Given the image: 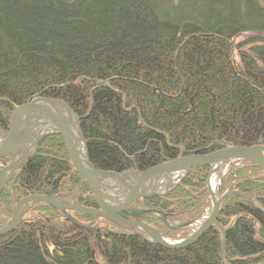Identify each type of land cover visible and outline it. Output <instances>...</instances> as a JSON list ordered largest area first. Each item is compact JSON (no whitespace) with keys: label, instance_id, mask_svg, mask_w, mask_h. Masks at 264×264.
<instances>
[{"label":"trees","instance_id":"obj_1","mask_svg":"<svg viewBox=\"0 0 264 264\" xmlns=\"http://www.w3.org/2000/svg\"><path fill=\"white\" fill-rule=\"evenodd\" d=\"M37 97L73 111L89 162L103 172L264 147V3L0 0V135L15 108ZM38 145L0 194V229L30 195L67 203L75 195L96 207L90 187L78 186L63 137ZM19 157L0 160V173ZM211 170L193 167L167 195L138 201L147 213L136 220L165 237L187 230L211 206ZM219 177L220 197L229 193L217 225L182 249L41 202L0 235V264H264L263 169L245 160Z\"/></svg>","mask_w":264,"mask_h":264},{"label":"water","instance_id":"obj_2","mask_svg":"<svg viewBox=\"0 0 264 264\" xmlns=\"http://www.w3.org/2000/svg\"><path fill=\"white\" fill-rule=\"evenodd\" d=\"M26 111H33L45 116L47 119H50L53 125L56 127L55 130H50L48 132L41 133L40 136L34 137L35 147L37 150L38 142L49 136L50 134L61 135L63 137V142L65 143L67 154L72 161V164L75 166V169L80 176L79 188L82 187L83 184H86L90 187L93 195L96 200V207L90 208L86 206H81L77 200L75 195L73 196V202L67 203L64 201H59L55 198H50L44 195H30L29 197L23 198L13 209L14 213L9 221V224L0 229V235L10 234L11 231H14L16 228L20 226L21 221V209L30 204V203H41L45 202L60 211H71L78 212L83 215H89L93 217H102L106 220H110L111 222L120 225L122 227H138L142 231L146 232L154 243L159 245H163L168 249H182L188 245L194 244L203 233L209 228L217 225V217L220 213L221 205L223 203V198L220 200V203L213 206L211 217L204 223V226L198 230L193 237L184 240L183 242H169L166 240L157 229L152 226H148L147 224L136 221L134 219H126L121 217L123 214L129 216H137L139 214H145V211H134L132 210L133 204L138 202V200L142 198H149L152 196L159 195L154 191L149 192L144 191V187L148 184L149 181L154 179H158L159 177H167L169 178L172 174H180L182 172H187L193 167H202L208 166L212 169L216 167L218 171L228 163L234 162L235 160H249L254 164H257L264 171V147L263 146H255V147H241V146H233L230 148L223 149L221 151H217L212 153L211 155L206 156H190V157H180L174 161H170L169 163H164L158 165L157 167L148 169V171L140 172V171H126L123 174L120 173H112L107 171L97 170L90 164L88 155L86 153L87 162L85 163L81 157L80 153V143L77 140L76 136L72 132V121L70 116L74 115L73 111L68 108V106L60 100H54L44 97H37L32 102L26 103L23 106L16 107L13 111V114L10 119V127L8 134L1 135L0 138L3 139V144H0V160H4L10 157L13 154H20V158L16 161L3 168L0 173V194L4 190L3 188L7 185V183L13 180V176L18 169L23 166L28 159L33 154L30 149V143L24 142L17 135V121L19 117L24 114ZM66 111V113L64 112ZM75 120L78 122V132H80L79 121L78 118L75 117ZM81 133V132H80ZM214 171V169H213ZM212 171V173H213ZM108 179L111 181H125L126 178L131 179V186L129 190L126 192V196L123 197V200H119L120 203L112 206L110 205L106 199L116 202L118 199L116 195L106 194L105 196L101 193L100 184H102V180ZM210 188V184H209ZM119 191V190H118ZM212 195V191H211ZM213 198V195H212Z\"/></svg>","mask_w":264,"mask_h":264},{"label":"bare ground","instance_id":"obj_3","mask_svg":"<svg viewBox=\"0 0 264 264\" xmlns=\"http://www.w3.org/2000/svg\"><path fill=\"white\" fill-rule=\"evenodd\" d=\"M17 135L18 138H20L21 140H23L24 142H29L31 145V148L33 149L35 147L34 143L35 140L33 139V137H38L41 135V133L43 132H48V131H52L55 130L56 127L53 125L52 122L49 121V119H47L45 116L33 112V111H26L24 114H22L18 121H17ZM72 132L74 133V136H76V133L74 132V130L72 129ZM0 144H3V139L0 138ZM80 153H81V157L84 160V162H87L86 159V153L83 149V146H80ZM213 174L211 176V191H212V195H213V201H214V205H217L220 203V201L218 200V190L217 187L215 185V179L218 175V170L216 169V167L213 168ZM100 180H102V184H100V189H101V193L105 196L108 193V190H121L123 189L125 192H127V190H129L130 186L132 185L131 179H127L123 182V181H112V182H106V179L103 180V178H100ZM166 182V183H165ZM165 183V184H164ZM167 186V178L166 177H159L158 179H154L152 181H149L148 184L144 187V191H157L159 186Z\"/></svg>","mask_w":264,"mask_h":264},{"label":"rangeland","instance_id":"obj_4","mask_svg":"<svg viewBox=\"0 0 264 264\" xmlns=\"http://www.w3.org/2000/svg\"><path fill=\"white\" fill-rule=\"evenodd\" d=\"M262 2L264 3V0H262ZM246 38H247V36H241V37H239L236 40V42L243 41ZM235 56H236V58L238 57L237 56V53L235 54ZM49 121L51 122L50 119H49ZM71 121H72V123H71L72 124V129L76 133L77 140L80 142V132H78V122L75 120V116L74 115H71ZM82 145H83V143H82ZM215 180H216V186L218 187L219 186L218 185L219 184L218 175H217V177H216ZM108 182L110 183L112 181L106 179V182L105 183H108ZM168 183L169 182H167V184ZM165 191H167L166 187L159 186V188L156 191V193H158V194L162 193L163 194V193H165ZM124 192L125 191L123 189L119 190L118 192H117L116 189L115 190H108V194H110V195L115 194V195H118L119 197L124 196ZM218 192H219V190H218ZM218 199H219V201L221 200L220 194L218 195ZM213 205H214V201H212V199H211V206H210V208L209 209L207 208V210L204 212V216L202 218L196 220L194 222V225L193 226H190L187 230H184L183 232H173L172 234H170L167 237L164 236V238H166L167 240L173 242V241H183V239H187V238H190L191 236H193L194 231L197 230L200 226H202V224H200V223H202V222L204 223V221H207L211 217ZM0 220H1V216H0Z\"/></svg>","mask_w":264,"mask_h":264}]
</instances>
